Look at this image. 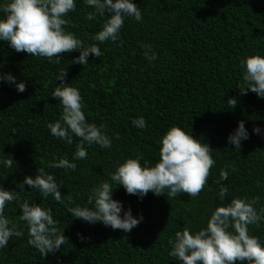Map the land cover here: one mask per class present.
I'll return each mask as SVG.
<instances>
[{
  "label": "trees",
  "instance_id": "obj_1",
  "mask_svg": "<svg viewBox=\"0 0 264 264\" xmlns=\"http://www.w3.org/2000/svg\"><path fill=\"white\" fill-rule=\"evenodd\" d=\"M0 264H264V0H0Z\"/></svg>",
  "mask_w": 264,
  "mask_h": 264
}]
</instances>
